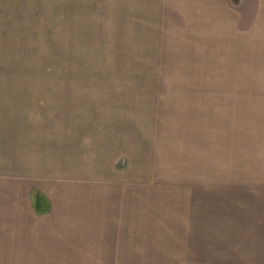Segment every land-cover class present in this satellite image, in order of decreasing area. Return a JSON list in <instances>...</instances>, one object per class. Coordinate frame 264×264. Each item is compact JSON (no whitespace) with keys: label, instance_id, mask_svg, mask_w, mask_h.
Wrapping results in <instances>:
<instances>
[{"label":"rangeland","instance_id":"obj_1","mask_svg":"<svg viewBox=\"0 0 264 264\" xmlns=\"http://www.w3.org/2000/svg\"><path fill=\"white\" fill-rule=\"evenodd\" d=\"M152 3L0 0V264H264V25Z\"/></svg>","mask_w":264,"mask_h":264},{"label":"crops","instance_id":"obj_2","mask_svg":"<svg viewBox=\"0 0 264 264\" xmlns=\"http://www.w3.org/2000/svg\"><path fill=\"white\" fill-rule=\"evenodd\" d=\"M152 4L169 5L190 28L214 25L219 32L230 33L231 28L240 31L243 24L247 32L264 25V0H153Z\"/></svg>","mask_w":264,"mask_h":264}]
</instances>
